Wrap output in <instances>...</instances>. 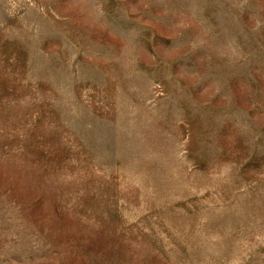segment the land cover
<instances>
[{
  "label": "rangeland",
  "instance_id": "obj_1",
  "mask_svg": "<svg viewBox=\"0 0 264 264\" xmlns=\"http://www.w3.org/2000/svg\"><path fill=\"white\" fill-rule=\"evenodd\" d=\"M0 264H264V0H0Z\"/></svg>",
  "mask_w": 264,
  "mask_h": 264
}]
</instances>
